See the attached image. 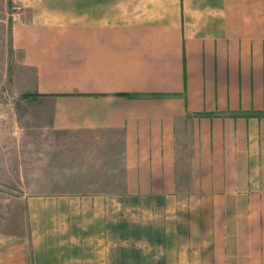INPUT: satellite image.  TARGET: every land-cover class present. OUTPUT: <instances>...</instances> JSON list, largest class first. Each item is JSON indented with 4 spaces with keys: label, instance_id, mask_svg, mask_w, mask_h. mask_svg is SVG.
Wrapping results in <instances>:
<instances>
[{
    "label": "crops",
    "instance_id": "obj_1",
    "mask_svg": "<svg viewBox=\"0 0 264 264\" xmlns=\"http://www.w3.org/2000/svg\"><path fill=\"white\" fill-rule=\"evenodd\" d=\"M7 30L17 91L105 163L44 192L1 152L0 264H264V0H0Z\"/></svg>",
    "mask_w": 264,
    "mask_h": 264
},
{
    "label": "rangeland",
    "instance_id": "obj_2",
    "mask_svg": "<svg viewBox=\"0 0 264 264\" xmlns=\"http://www.w3.org/2000/svg\"><path fill=\"white\" fill-rule=\"evenodd\" d=\"M13 4L18 5V9H10ZM22 10V6L12 1L7 9V24L19 21ZM13 56L15 57L7 30L5 42L0 41V139L3 142L0 146V154L1 152L9 153L8 159L4 160L6 166L13 168L19 165L25 169V183H33V179L36 178L42 191L64 193L72 189L69 185L72 179L76 180L84 170L88 171L103 165L104 160L99 161L97 158L90 160L88 152L84 156L81 145L75 146L71 143V134L51 129L48 111H42L41 106L35 109L33 101L36 99V93L17 91L18 84L15 82L14 75L19 71ZM13 120L17 122L16 128H11L8 124L10 122L12 125ZM3 137L5 139H2ZM6 138L9 140V145H5ZM18 151L21 155L19 160L15 158ZM15 171L12 169L11 175H5L7 180L5 183L0 182V185L5 188V191H1L2 194L16 195L18 193L15 187L18 180L22 181V178L14 174ZM34 171L39 176L34 177L32 175ZM91 184L102 187L101 183L92 182ZM108 241L112 245V240ZM123 243L133 245L139 243L147 246L144 238L123 240ZM153 246L160 250L162 242L156 241Z\"/></svg>",
    "mask_w": 264,
    "mask_h": 264
},
{
    "label": "built area",
    "instance_id": "obj_3",
    "mask_svg": "<svg viewBox=\"0 0 264 264\" xmlns=\"http://www.w3.org/2000/svg\"><path fill=\"white\" fill-rule=\"evenodd\" d=\"M18 7H19L18 5L13 4L10 6V9H18ZM12 19H14V17H12Z\"/></svg>",
    "mask_w": 264,
    "mask_h": 264
}]
</instances>
